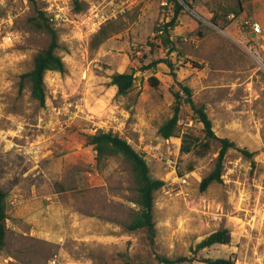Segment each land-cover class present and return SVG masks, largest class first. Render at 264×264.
<instances>
[{
    "label": "rangeland",
    "instance_id": "rangeland-1",
    "mask_svg": "<svg viewBox=\"0 0 264 264\" xmlns=\"http://www.w3.org/2000/svg\"><path fill=\"white\" fill-rule=\"evenodd\" d=\"M238 2L242 15L231 16L227 30L216 28L212 18ZM190 3L168 33L157 30L176 16L170 0L73 5L72 23L56 28L67 71L46 75L44 108L21 77L50 39L31 27L29 0H11L0 10L2 17L17 15L18 37L13 45L0 39V188L8 196L0 264H161L160 257L192 258L221 230L231 233L230 245L201 250L197 258L264 264V74L247 43L256 37L243 31L246 21L260 24L264 52V0ZM161 60L173 68L147 69ZM124 73L136 80L121 97L111 83ZM184 88L205 109L215 136L237 146L226 157L222 181L206 191L201 183L215 169L220 143H208ZM178 102L183 125L179 138L167 142L159 129ZM183 131L189 154L181 151ZM110 132L144 156L153 179L165 182L155 193L153 240L146 230H128L140 210L131 165L120 156L98 162L89 145L88 136Z\"/></svg>",
    "mask_w": 264,
    "mask_h": 264
},
{
    "label": "trees",
    "instance_id": "trees-1",
    "mask_svg": "<svg viewBox=\"0 0 264 264\" xmlns=\"http://www.w3.org/2000/svg\"><path fill=\"white\" fill-rule=\"evenodd\" d=\"M175 6V18L173 21L166 25L165 28L157 30V33H168L170 29L176 26V19L184 10V5L191 6L190 0H181L184 5L180 4L178 0H170ZM34 8V15L29 19L31 27L40 32H44L48 35L50 42L46 49L39 52L33 62L32 70L24 74L21 77V86L29 85L30 93L35 102L39 104L41 108L46 106V85L45 77L49 72H56L60 74L66 73V65L63 62L62 57L58 54L60 49L59 36L57 29L53 27L45 12L43 11L42 4L38 0H29ZM243 13L242 3L238 2L236 7H231L223 15L216 14L212 18L213 25L220 30H227L230 21L229 18H238ZM160 64H166L169 68H173L172 64L168 60H161L154 62L148 66L147 69H151ZM135 76L132 73L116 74L112 77V86H115L118 90V96H127L133 89L135 83ZM151 83L157 87L158 81L155 78H151ZM187 97L186 103L191 106L195 114V119L202 123L206 134L208 143L218 141L220 143V152L217 159V163L213 172L206 177L201 183V190L206 191L212 184L221 182V178L224 172V163L230 150L237 149L235 143L228 139H218L213 131L212 121L209 119L205 109L203 107H197L192 101V92L189 88L183 89ZM177 101H182L183 98L180 95H176ZM175 107L174 116L167 121L160 129L159 135L165 139L170 140L172 138H179V114L180 105L178 102ZM181 151L183 154H189L192 150L191 143H188L189 136L184 134ZM89 145L94 147L97 153L98 162H102L109 157H122L132 167L134 182L137 186V199L135 204L139 207V212L134 221L129 225L128 230L131 232L138 230H146L151 240L157 235L156 224L154 221V209H155V193L165 187V182L153 179L151 175V169L144 158V156L138 153L131 145L118 135L113 133H100L93 136H88ZM207 149H210L206 145ZM242 154L251 158L253 155L246 150H242ZM7 193L0 188V252L4 251L7 246V220H8V203ZM232 241L231 233L228 230H221L208 238L203 240L195 251L194 256L180 257L176 259L160 257L158 260L161 264H184L191 262H201L203 264H235L230 260H212L208 258H197V254L201 250L210 249L214 246H228Z\"/></svg>",
    "mask_w": 264,
    "mask_h": 264
},
{
    "label": "built area",
    "instance_id": "built-area-1",
    "mask_svg": "<svg viewBox=\"0 0 264 264\" xmlns=\"http://www.w3.org/2000/svg\"><path fill=\"white\" fill-rule=\"evenodd\" d=\"M43 7V11L46 14L50 24L55 28H60L65 26L68 23H72L70 21L73 5H76L81 2V0H38ZM11 0H0V10H7ZM17 15L15 13H8L5 16H0V39L4 44L13 45L17 43L18 37L17 32L14 31V25L16 22ZM243 31L245 33V37H256L255 39H250L247 41L250 44V51L253 54V58L259 66L260 71L264 74V52L261 47V35L263 33V29L260 24L253 23L250 21H246L243 26ZM193 121H188V124L184 125L187 127H191ZM179 125H183L181 121ZM186 132L183 131V135ZM169 142V140H166ZM161 161L165 163L166 166L176 167V164L172 158H165L164 156L161 158Z\"/></svg>",
    "mask_w": 264,
    "mask_h": 264
}]
</instances>
